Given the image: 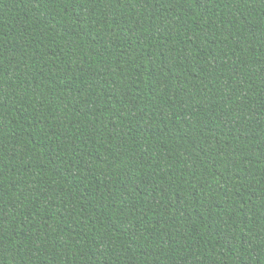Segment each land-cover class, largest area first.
<instances>
[{"label":"trees","instance_id":"16d2710c","mask_svg":"<svg viewBox=\"0 0 264 264\" xmlns=\"http://www.w3.org/2000/svg\"><path fill=\"white\" fill-rule=\"evenodd\" d=\"M0 264H264V0H0Z\"/></svg>","mask_w":264,"mask_h":264}]
</instances>
